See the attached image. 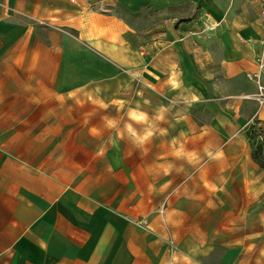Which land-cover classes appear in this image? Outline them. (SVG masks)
Here are the masks:
<instances>
[{
	"label": "crops",
	"instance_id": "obj_1",
	"mask_svg": "<svg viewBox=\"0 0 264 264\" xmlns=\"http://www.w3.org/2000/svg\"><path fill=\"white\" fill-rule=\"evenodd\" d=\"M171 1L0 0V264H264L251 142L264 102L249 80L261 45L197 46L193 18L157 49L135 48L133 14ZM191 1L262 36L259 0ZM104 59L116 72L81 82ZM119 65L179 91L164 143L154 110L119 97Z\"/></svg>",
	"mask_w": 264,
	"mask_h": 264
},
{
	"label": "rangeland",
	"instance_id": "obj_2",
	"mask_svg": "<svg viewBox=\"0 0 264 264\" xmlns=\"http://www.w3.org/2000/svg\"><path fill=\"white\" fill-rule=\"evenodd\" d=\"M250 1L251 3L255 2L253 0ZM140 11L141 12L139 14H133L132 16V24L134 27V36L132 39L135 44V48L137 49L147 43H151L152 50L157 49L159 46L158 41L169 39L168 33H172V30L179 28L181 23L191 21L193 18L195 19L197 30L200 34L196 39L197 41L195 45L197 46L208 44L213 46L228 44L231 46V44L235 43L236 48H239L241 45L243 46L248 44H250V47H257L262 43V36L260 37L261 33L256 29V25L253 21H251V19H245L243 23H241V19L239 18L228 19L226 21H222L224 24L222 25L220 20H212L210 18V13L203 9L201 4H195L191 0H180L177 3H173L171 1L163 7L148 6L141 8ZM253 12L254 8L248 7L247 15H250ZM243 28H249V34L248 30L244 32ZM70 48L72 49V52H84V46L82 44L71 42ZM237 52L239 53V51ZM237 52H230V54ZM209 55L218 59V57L221 56V53L218 51V53L215 52L214 54ZM89 56L93 58V61H88L89 66L94 67L96 63L101 61L99 58H94L92 55ZM103 62L104 68L102 72L89 73L88 77L81 80V82L92 84L101 78H110L111 75L116 72L115 65L109 63L106 59H104ZM117 70L119 73H123L126 78L122 83L123 91L119 97L123 99L137 97L138 99H142L143 102L140 103L144 104L140 107V110L144 109V111H146L147 107L149 108V113H152V109L154 110L157 122L161 124V127L157 128V141L158 143H164V123L169 121L170 115H172L171 117L176 116L174 112L179 111L183 106L181 104L182 97L178 95L179 91L177 92L175 89L171 90L163 87H151L146 84L145 80H143L142 74L130 69L127 65H119ZM147 98H153V102L155 103L154 106L145 105V99ZM149 102H151V100L147 99V103ZM124 109L125 108H123V110ZM128 109L131 111V106H129ZM98 110V108H92V115H94V113ZM103 110L104 109H100V111ZM110 114H118V111H116V109H112ZM122 114H124V112ZM144 118H147L146 114H144ZM255 127H258L264 133V123L262 121H256ZM256 133L257 135L251 136L253 156L255 161L258 162L260 166H264V141L259 138V132L257 131ZM141 140L144 141L146 145L149 144L148 136H145ZM144 156L147 158L149 157L148 150L146 153H143V157ZM160 170L162 171L160 173V180L161 183H163V187L166 189L164 191L167 193L166 169ZM101 174L102 173H96L94 175L98 178Z\"/></svg>",
	"mask_w": 264,
	"mask_h": 264
},
{
	"label": "built area",
	"instance_id": "obj_3",
	"mask_svg": "<svg viewBox=\"0 0 264 264\" xmlns=\"http://www.w3.org/2000/svg\"><path fill=\"white\" fill-rule=\"evenodd\" d=\"M260 3V14H259V23L262 29L261 37V52L257 58V69L249 74V80L253 85H255L257 92L254 95H251L253 98L257 99L260 102H264V0H259ZM256 126L254 123L253 130L259 132V138L264 141V133Z\"/></svg>",
	"mask_w": 264,
	"mask_h": 264
},
{
	"label": "trees",
	"instance_id": "obj_4",
	"mask_svg": "<svg viewBox=\"0 0 264 264\" xmlns=\"http://www.w3.org/2000/svg\"><path fill=\"white\" fill-rule=\"evenodd\" d=\"M256 132H257V131H255V130H254V132H253L252 136H253V135H257V133H256Z\"/></svg>",
	"mask_w": 264,
	"mask_h": 264
}]
</instances>
